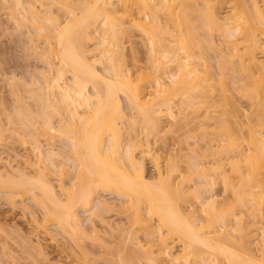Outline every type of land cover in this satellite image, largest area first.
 <instances>
[{
    "label": "bare ground",
    "instance_id": "6f19581e",
    "mask_svg": "<svg viewBox=\"0 0 264 264\" xmlns=\"http://www.w3.org/2000/svg\"><path fill=\"white\" fill-rule=\"evenodd\" d=\"M174 1L189 2L0 0V12L4 16L3 24L6 25V30H21L25 34L35 35V40L41 43V47L36 45L33 48L36 72H31L29 79L17 78L14 73L7 78L6 96L1 103L3 109L0 134L13 130L16 140L29 144L39 155L46 153L49 159L52 158V162L65 155L54 148L42 151L41 138L47 141L55 137L67 140L74 152H71L70 157H75L71 159L67 156V162L74 164L77 161V166H73L82 171L84 177L75 191L66 193L65 198L59 199L44 173L43 176L30 177L20 169L5 171L0 168V199L10 205L19 202V207L38 223L35 211L29 210V202L22 198L30 193V198L35 199L37 190L38 198L41 197L42 202L36 200L37 198L35 200L37 204L41 202L38 206L45 210L44 218L48 220L47 216L52 217L56 224L67 230L68 235L72 234V241L75 242L85 238L87 234L84 232L87 230L79 226L76 207L81 205L86 212L85 209L94 205L97 208L95 211L98 210L99 205L104 202L97 197V193L100 188H109L116 194L123 195L121 197L127 202V217L134 228H131L132 231L135 228L144 229L146 235H149L146 236L150 239L148 242H155L151 243L155 244L158 254L164 256L170 264H264V252H259L256 256L255 252L251 251L249 239L242 236L247 235V229L252 223L253 226L258 224L256 219L254 222L251 220L250 224L246 216L247 213L250 215V210L253 211L255 207H252L256 206L258 200L263 198L264 188L261 187V182L264 183V177L261 171L264 169L258 173L259 168L253 167L252 171H256L255 177H252L251 169H248L250 167L245 168L247 171H242L244 167L239 165L237 158L246 154L243 148H234L229 152L234 151V154H225L224 159L220 156L219 160L216 156L220 161L218 166L211 165V169L216 166L212 169V176L217 175L221 180L223 199L232 197L234 203L216 211V206L220 203L217 201V195L211 194L208 199L199 200L203 212H207L206 209L209 208V215L205 220L206 226H209L208 230L202 229V222L195 221L196 217L190 220L178 203V198L187 194L188 189L187 186L179 187L183 179L180 183L175 181L171 173L173 168L169 167L168 172L157 168V175L150 179L146 174L143 158L137 157L136 148L139 147L143 148L140 154L153 156L150 141H157L162 134L160 115L157 113L161 110L155 106L160 101L162 86L175 84L177 75L182 79V76L192 77L199 74L197 59L200 54L197 52L200 50L197 51L194 47L196 42L193 38H186L183 34L182 23L178 17L182 16L185 24H191V13L196 9L195 5L180 4L177 11L173 5ZM203 1H209V11L206 12L209 20V42L212 43H209V47L216 51V58H220L216 61L227 63L231 60L229 58L236 56L240 65V68L238 65L236 68L240 69L239 74L241 72L238 80L243 82L247 77L255 78L264 90V56L262 59L258 56L264 51V40H261L264 35V0ZM218 1L221 3L219 7L227 4L228 12L220 14L217 11ZM214 33L217 34L218 40ZM187 34L193 37L191 32L187 31ZM136 36L139 37L142 47V57L138 55L139 46H131L128 51L124 46L125 42H132V38ZM214 39L217 42H225L226 45L219 43L228 46L224 47V51H228L223 53L222 45H219L221 51L217 50L213 45ZM89 42H95V49H89ZM31 43H34V39ZM218 51L220 52L217 55ZM93 52H96L95 55H90ZM148 55L157 58L161 64L160 77L156 78L155 85H152L155 87L133 81V68H138L141 61L147 60ZM228 56L232 57L227 60ZM161 59L174 63L175 66L169 70ZM225 63L217 65L218 75L226 74L222 67ZM236 70L232 72L236 73ZM164 74L166 76L163 77ZM212 75L209 80L213 79ZM238 80L232 83V87L236 84L240 87ZM144 89L153 90L142 94ZM120 94L126 99L124 104ZM149 96L152 98L149 99ZM260 103L262 106L257 112L249 111L250 115L245 112L247 104ZM232 107V110H225L231 115V119L220 120L221 123L227 122L236 126L252 122L259 125L264 123V92L257 97L246 98L245 101L239 100ZM252 136L255 138L253 133ZM256 151L259 155L253 159L255 161L264 156V142ZM168 162L170 161L167 160L166 164ZM168 165L173 167L172 162ZM196 166L197 164H188L190 169ZM244 215L245 221L242 219ZM93 217L95 216L90 214L88 219ZM254 218L252 216L251 219ZM261 221L260 227L264 223V220ZM232 222H235V225ZM231 223L233 229L229 227ZM234 226L241 228L236 230ZM252 228L250 232L254 231ZM261 228L259 229L264 236V230ZM235 230L242 231L239 234L242 233L240 240L233 239L232 233ZM170 238L177 240L178 249L173 250L169 245ZM244 240L246 244H250H247L250 248ZM263 240L264 237L260 239ZM151 246L153 248L154 245ZM257 246L261 251V245ZM203 252H207L209 258L202 257ZM149 253L152 254L153 251ZM117 255H120V252ZM132 255L129 256L130 259ZM123 256L121 254V257ZM125 258L119 256V259L116 258L118 260L115 259L119 263H113L123 264L122 259H129L127 256Z\"/></svg>",
    "mask_w": 264,
    "mask_h": 264
},
{
    "label": "rangeland",
    "instance_id": "374dc122",
    "mask_svg": "<svg viewBox=\"0 0 264 264\" xmlns=\"http://www.w3.org/2000/svg\"><path fill=\"white\" fill-rule=\"evenodd\" d=\"M172 1L173 0H171V2ZM188 1L187 3L174 1L173 5L177 8V11L180 8V4L184 6H188L189 4L195 5L196 9L191 13V24H185L183 17L180 15H178V17H180L179 21L182 23L181 27L183 28V34H185L186 38H193L192 40L196 42L194 47H196L197 51L200 50V52H197L200 54L199 59H197L199 74L192 77L182 76V79H180L181 76L177 75L175 84L169 83L162 86V89H160V101L155 104V106L157 108L159 107V110H161V112L157 111V113L160 115V125H162L160 128H162V134L157 141H150L151 152L154 153V155L149 156L147 154H140V150H143L142 147L136 148V150L138 153L137 157L143 158L146 174L150 179H154L157 175V168L160 170L165 169L167 170L166 172H168L170 168H173L171 173L175 181L179 182L183 179V183L179 182V187L187 186L186 188L188 191L187 194L178 198V203L190 220L196 217L195 221L200 220L202 222V229L208 230L209 226H206L205 220L207 219V215H209V208L206 209L208 210L207 212H203L202 204L199 200L203 201L204 199H208L211 194H214V196L217 195V201L219 200L220 203L216 206V211L234 203L232 197H226L228 198L226 200L223 199L224 191L221 180L217 175L212 176L211 173L213 167L218 166L220 156L224 159L226 155L229 154L228 156H231L234 154V151L233 153H229L234 148H239L240 150L243 148L242 150H244L247 156L242 152L244 158L243 155L237 158L239 159V162L237 161L239 165L244 167L243 169L241 167L242 171L250 167L248 169H251V172H249L252 177H255L256 171H252V169L254 170L253 167L257 166L259 168L257 171L258 173L264 169V156L259 160H253L259 155L256 151L257 147L264 142V123L259 125L256 122H252L238 126L233 124L230 125L227 122L221 123L223 120L227 121L231 119V115L226 113V109L232 110V105L239 100L245 101L246 98L262 95L264 90L263 86L255 78L247 77L243 82L238 80L241 72L239 74L238 70L240 69L236 68L238 66V68H240L236 56L226 57V59L232 57L229 58L231 59L229 60L230 62L224 57L227 63L216 61L220 58H216V51L209 47L211 41L209 42V20L206 14V12L209 11V1ZM220 4L219 2L218 6H216L217 11L220 14L228 12L229 7H226L227 4H222L219 7ZM247 5L249 4L247 3ZM4 20V16L0 12V119L2 118L1 111L3 109L1 103L6 96L5 85L8 82L7 78L14 73L18 76L17 78L24 77V79H29L30 73L36 72L34 67L33 48L36 45L41 47V43L35 40V35L25 34L21 30H6V25L3 24ZM137 22L140 23L141 21L137 20ZM187 31L191 32L193 37H190ZM215 33L214 37L217 39V34ZM32 39H34V43H31ZM132 39V42L124 43L126 50L128 51L131 46H139L140 52H138V55L142 57L144 54H142L141 51L142 47L140 46L139 37L136 36ZM216 39H214L215 44L213 43V45L216 46V49L218 48L217 50H220L219 45L223 43L226 45V43L219 41L222 43L220 44ZM261 40H264V35H262ZM89 43V49H95V42H93L94 44L91 42ZM217 45L219 47H217ZM224 47L228 46H221L223 53L228 51L227 48L225 49L227 51H224ZM220 51L217 52V55ZM95 53L96 52H93L90 55H95ZM258 56L262 59L264 51L263 53H259ZM161 61L165 63V67L169 70L175 66L174 63H170L166 60L161 59ZM220 63H225L224 66L221 65L226 74H217V65ZM160 65L157 58L148 55L146 61H141L140 66L142 67L133 68V81L142 85H155V79L160 77ZM233 67L235 70L237 69L236 73L232 72L234 70H231ZM162 68L163 67H161V70ZM211 75L214 80H209V76ZM164 76L166 75L164 74L163 77ZM237 80L240 82L238 83L240 87L237 84L232 87V83L237 82ZM151 90L153 89H144L142 94L146 93V91L150 93ZM151 98L152 96H149V99ZM120 99L123 104L126 102L123 94H120ZM246 106L245 112L250 115L251 113L249 111L257 112L262 104H247ZM252 133L255 138L252 136ZM16 139L13 130L5 131L0 134V168L2 170L11 171L14 169L16 171L20 169L26 172L27 176L30 177L43 176L44 173V176H46L45 178L52 184L53 190L57 193L59 199L65 198L69 192L75 191L81 184L80 182H82L84 177L82 171H79L76 167L77 161L71 164V162L68 163L69 161L67 162L66 159L68 157L75 159L74 155L70 157L71 152L72 154L74 152L68 145L69 142H67V140H61L60 137H55L53 140L47 141L41 138L42 143L40 148L42 151L46 152V150L54 148L56 151L60 150V152L65 155H62L65 158H56L57 160L52 162V160H50L52 158L49 159L46 153L40 154V156L29 144H23ZM246 157L248 161L245 160ZM167 160L172 162L173 167L168 165L170 162L166 164ZM75 164L76 166H73ZM188 164H197V166L190 169ZM214 164H216V166H212L211 169V165ZM210 173L212 176L211 180L208 178ZM261 173L264 177V170L261 171ZM261 184V187L264 188V183L261 182ZM193 186H195V188ZM108 189L109 188L103 190V188H100L97 193L98 196L96 195L104 202V204L99 205L98 210L95 211L96 207L94 205L85 209L87 210L86 212L83 206L79 205L76 207L80 222L79 226L83 229L85 228L87 231L84 232H87V234H85V238L81 236L83 238H79L80 240L77 239L75 242L72 241L74 240L71 238L72 234H69V236L67 230H64V228H61L62 226L60 227V225L56 224L52 217L47 216L49 218L48 220L44 218L45 210H41L42 208L38 206L41 204L42 199L41 197L40 199L38 198L39 193L36 192L37 190H35L37 194V199H35L41 201L39 204H37L35 199L32 200V198H30V193L25 194L22 198H24L25 202H29V210L35 211V218L38 223H35L30 215L19 207V202L15 205H10L0 199V264H115L116 262L119 263V261H116L119 259V256L120 258H125L126 256L127 259L129 258L128 260H125L126 258L122 259L124 261L123 264H129V261L131 262L130 264H170L164 256L158 254L155 244H152L155 242H148L150 239L146 236L149 235H146L147 233H145L144 229L135 228V230L132 231L131 228L133 227H131L127 217V213L129 212V210H127V202L121 197L123 195H118L116 192ZM195 196L199 198L196 199ZM254 207H257L256 210ZM252 208H254L253 211L250 210V215L248 216L247 213L246 216L249 222L251 220L254 222L255 219L257 220V218L260 217L259 214L261 212L259 211H263L262 213H264V195L261 200H258L256 206ZM253 212L255 214L251 215ZM262 213L260 215L264 218ZM90 214L95 216L90 219L91 221L88 219ZM245 215L242 218L244 221L246 219ZM250 216L251 218L252 216L255 218L251 219ZM261 217L259 219H263ZM256 220L255 222L258 223L256 226H253V223L250 225L252 221L250 224L246 222L250 225L249 229H247L248 233L251 227L254 228H252L254 231L249 233L250 235L248 238H246L248 233L247 235H242L241 233V235L245 237V239H249L248 241H250L252 246H250L248 242L247 244L251 247L252 253L255 252L257 256L259 252H264L262 251L264 249L262 248L264 247V244H262L264 240L260 241L264 236L262 234L263 232L259 229L262 227L261 229L264 230V223L263 225L260 224L262 225L260 227L259 222L261 220L259 222ZM263 220L261 222H263ZM152 221L154 222L155 220ZM244 221L243 224L245 223ZM232 223L234 224L235 222ZM232 223L229 226L231 228L233 226ZM240 226L234 227H236V230H239L242 227ZM236 230L233 233L230 231V233H232V235L234 234V237L231 236L233 239L235 238L237 240L241 236L239 235L240 232L244 230L242 229L240 232ZM246 232L244 233L246 234ZM133 234L135 235L133 236ZM259 236L260 238H258ZM125 237H127V239ZM168 241L173 250L179 248V243L176 242L177 240L170 238ZM151 245H154L153 248H151ZM257 245H263L262 247L260 246L261 251H259L260 249ZM117 248H120V250ZM128 249L131 251H127ZM147 249H149L150 252L153 251V253L150 254L149 251H146ZM118 251L120 255H117L119 254ZM126 252H128V254H133L131 259L129 257L131 254L128 255ZM121 254L122 256L124 254V256L121 257ZM261 254L262 253H260V255ZM201 256L209 258L207 252H203ZM261 256L263 258V255ZM261 256H259V258H261ZM223 264L225 263L223 262Z\"/></svg>",
    "mask_w": 264,
    "mask_h": 264
}]
</instances>
